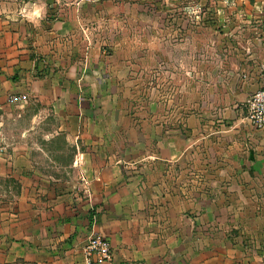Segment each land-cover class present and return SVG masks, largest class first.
I'll list each match as a JSON object with an SVG mask.
<instances>
[{"label":"crops","instance_id":"0c3cea01","mask_svg":"<svg viewBox=\"0 0 264 264\" xmlns=\"http://www.w3.org/2000/svg\"><path fill=\"white\" fill-rule=\"evenodd\" d=\"M115 1L119 12L112 11ZM135 1L0 0V264H87L83 248L94 232L106 235L112 246V259L101 264H204L202 243L193 246V238L187 235L194 222L186 213L190 208L197 211L201 201L195 198L188 205L184 198L188 193L198 197L200 189L187 186L188 149L201 158L198 153L206 150L207 163L217 164L221 141L232 149L219 158L222 162H233L230 159L241 154L235 153V147L243 144V161L251 163L254 132L243 123L244 104L250 94L264 87V0H240L248 9L243 13L244 27L222 29L233 43L226 60L213 53L210 59L200 55L188 60L187 51L183 58L172 59L167 30L164 60L153 57L154 67L211 66L217 73L210 103L208 97L204 103L197 76L192 98L196 102L191 105L182 75L178 94L166 89L162 108L153 102L146 122L160 135L147 129L144 145L151 149L140 158L130 155L141 143L131 134L134 128L128 129V113L121 119V112L126 111L109 105L117 101L119 106V91L126 84L124 69L138 59L113 58L98 38L107 39L113 29L92 26L94 19L133 12L127 6ZM154 1L167 4L172 0ZM119 28L114 35H125L124 27ZM180 32L187 39V30ZM179 45L187 48V44ZM117 48L135 51L136 47ZM118 72L123 78L117 80ZM20 93L28 94L43 109L49 107L60 119L48 134L54 138L63 133L73 148L69 166L85 175L77 190L57 189L56 177L35 166L32 144L25 139L30 127L22 130L20 140L9 139L6 116L14 105L10 98ZM114 115L118 121L111 128L108 124ZM41 116L37 112L33 119ZM225 118H230L228 124ZM253 176L244 172V194ZM154 197H161L163 203H151ZM250 226L259 225L253 221ZM230 242L219 248H229ZM235 260V253L223 254L220 264H236Z\"/></svg>","mask_w":264,"mask_h":264},{"label":"rangeland","instance_id":"374dc122","mask_svg":"<svg viewBox=\"0 0 264 264\" xmlns=\"http://www.w3.org/2000/svg\"><path fill=\"white\" fill-rule=\"evenodd\" d=\"M135 2L136 4L127 6V10L130 11V8H133V12L126 11L120 15V18L115 13L108 20L92 18V20L94 19L92 26L113 29V34L107 39L103 36L98 37L113 53L111 54L113 58L127 59V61L138 59V63L135 62L133 67L129 66L124 69L126 77L123 82L126 84L122 83L124 90L119 91V95L117 94L121 99L118 101L120 102L119 106L117 101H111L109 105L126 111L121 112V119L123 113H128L126 118L131 125L128 129L134 128L131 134L135 140L141 143L130 155L133 156L132 158H140L151 149L144 145L148 135L147 129L150 128L151 133L155 131L156 136L160 135L153 127H148L146 122L153 102L156 101V106L162 108L166 89H170L173 94H178L179 76L182 75V79L185 78L189 89V103L192 105L196 102L192 98L195 94L193 89L196 86L197 76V81L201 84V96L203 95L205 99L204 103L208 102L206 97L210 103L211 85L215 77L214 74L217 73V68L211 66L192 67L187 64V66L180 67L176 64L177 67L173 65L171 68H164L162 64L159 66L156 64L154 67L153 57L157 61L163 62L164 60L162 49L166 41L167 30L169 29V38L173 48L172 59H179L180 55L183 58L187 51L188 60L193 57L197 59L200 55L204 59H210L212 53L217 58L226 60L229 57L228 47L233 43L228 41L229 36L222 29L243 28L245 25L243 13L248 9L240 0H172L167 4H158L154 0H136ZM118 6L120 7V4L118 5L115 1L112 11L119 12ZM111 8L109 7L108 11ZM119 27H124L125 35H114L116 30L121 29ZM185 29L188 32L187 39L180 32ZM200 30L202 32L198 35ZM127 31L132 34L128 35ZM192 39L198 41V44L191 41ZM99 42L101 41L99 40ZM179 43L187 44V48H181ZM117 45L118 47L130 45L136 48L135 51H132V48L124 50L117 48ZM122 74V72L117 73V80L120 77L123 78ZM201 76L203 79H199ZM224 84L227 86V82ZM15 96L20 98L13 101L15 106L13 105L11 108L12 116H6L9 139L20 140L22 130L30 127L25 139L32 144V156L37 161L35 166L42 172L56 177L57 189L77 190L85 175L80 169L69 166V162L74 156L73 148L67 145L63 133L56 134L54 138H50L48 134L57 128L60 119L58 120L49 107L43 109L28 94L20 93L11 97ZM37 112H41L42 116L34 120V114ZM244 114L245 117L246 112ZM229 119L225 118L224 123L228 124L226 121ZM115 121H118L117 115H114V118L111 117L109 127L112 128ZM243 123L251 125L246 118ZM252 131L254 134L250 143L251 163L243 161V144L239 146V149L237 146L235 147V153L237 154L239 151L241 154L230 159L233 162L227 160L222 162L219 158L231 153L232 149L227 147L226 141H221L216 159L220 163L217 164L207 163L210 157L207 156L206 150L203 153H198L203 156L201 158L194 156L195 152L192 148L188 149L187 172L185 173L188 176L187 186L197 185L200 189L198 197L188 193L184 198L188 205L193 204L195 198L197 201L201 198V201H196L200 207L197 211L190 208L186 213L190 223L194 222V224H190L191 228L187 235L193 238V246L202 243L205 250L204 257L209 256L208 259L202 260L204 264H220L223 254L230 253L236 254V264H264V129L259 130L253 127ZM0 150L2 151L1 148ZM201 159L204 160L203 163L199 162ZM142 167L148 171V166L142 165ZM244 172L254 175L252 186L250 189L247 187L246 194L243 190ZM213 175H217L218 179L212 180ZM255 175H258L257 178ZM202 200L203 203H201ZM151 203H163V199L154 197ZM244 206L248 210L251 209L250 213L247 212L248 210L244 211ZM253 221L258 222L257 228L250 226L253 225ZM229 242L231 244L229 248L227 246L225 249L224 247L219 248ZM224 250L225 252H223ZM212 252L216 254H212ZM213 259L216 262L212 261ZM225 264L231 263L226 262Z\"/></svg>","mask_w":264,"mask_h":264},{"label":"built area","instance_id":"2783aa9c","mask_svg":"<svg viewBox=\"0 0 264 264\" xmlns=\"http://www.w3.org/2000/svg\"><path fill=\"white\" fill-rule=\"evenodd\" d=\"M20 97H13L15 101ZM246 118L255 128L264 129V87L248 96L244 104ZM87 264H101L110 261L113 257L112 246L109 238L98 232L92 233L83 248Z\"/></svg>","mask_w":264,"mask_h":264}]
</instances>
